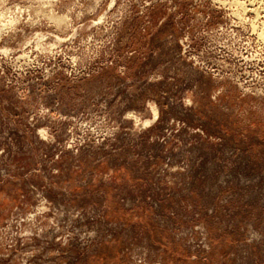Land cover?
Listing matches in <instances>:
<instances>
[{
  "label": "rangeland",
  "instance_id": "374dc122",
  "mask_svg": "<svg viewBox=\"0 0 264 264\" xmlns=\"http://www.w3.org/2000/svg\"><path fill=\"white\" fill-rule=\"evenodd\" d=\"M0 264H264V0H0Z\"/></svg>",
  "mask_w": 264,
  "mask_h": 264
},
{
  "label": "bare ground",
  "instance_id": "6f19581e",
  "mask_svg": "<svg viewBox=\"0 0 264 264\" xmlns=\"http://www.w3.org/2000/svg\"><path fill=\"white\" fill-rule=\"evenodd\" d=\"M262 3V2H261ZM258 13V12H257ZM263 23V22H262Z\"/></svg>",
  "mask_w": 264,
  "mask_h": 264
}]
</instances>
